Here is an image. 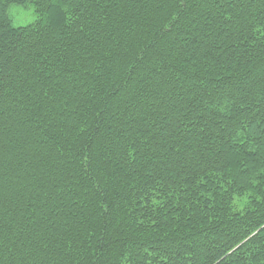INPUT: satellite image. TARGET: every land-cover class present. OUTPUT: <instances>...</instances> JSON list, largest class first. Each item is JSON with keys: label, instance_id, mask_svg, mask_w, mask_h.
I'll list each match as a JSON object with an SVG mask.
<instances>
[{"label": "trees", "instance_id": "1", "mask_svg": "<svg viewBox=\"0 0 264 264\" xmlns=\"http://www.w3.org/2000/svg\"><path fill=\"white\" fill-rule=\"evenodd\" d=\"M0 264H264V0H0Z\"/></svg>", "mask_w": 264, "mask_h": 264}, {"label": "rangeland", "instance_id": "2", "mask_svg": "<svg viewBox=\"0 0 264 264\" xmlns=\"http://www.w3.org/2000/svg\"><path fill=\"white\" fill-rule=\"evenodd\" d=\"M33 9L31 6L13 5L10 7L9 12L12 22L15 26H21L31 21V15L33 20Z\"/></svg>", "mask_w": 264, "mask_h": 264}]
</instances>
